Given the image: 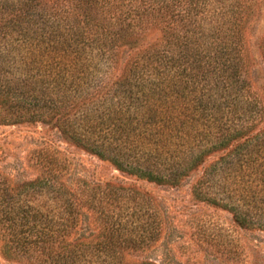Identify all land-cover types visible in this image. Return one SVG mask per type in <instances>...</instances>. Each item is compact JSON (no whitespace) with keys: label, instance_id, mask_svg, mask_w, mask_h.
<instances>
[{"label":"trees","instance_id":"trees-1","mask_svg":"<svg viewBox=\"0 0 264 264\" xmlns=\"http://www.w3.org/2000/svg\"><path fill=\"white\" fill-rule=\"evenodd\" d=\"M57 1L0 0V104L8 116L4 120L53 122L78 145L99 156H108L118 169L157 182L168 179L175 182L180 175L216 152L215 160L203 169L196 183L199 196H206L207 191L201 190L202 186L216 173H220L218 192L228 199L236 188L234 182L229 181L235 174L243 184L253 176L260 182L261 190L264 189V102L257 110L253 109V103L247 105L245 110L252 113L233 116L227 123V119L222 121L221 109L225 104L216 101L210 91L207 94L202 91L192 98V102L184 103L192 91L187 90L181 78L186 68L194 72L197 84L217 72L216 78L222 77L223 82L235 79L238 90L233 95L236 97L245 86L243 82L239 84L241 70L236 67L237 38L228 31L232 27L242 31L249 15L239 17L233 12L229 19L231 27L225 29L223 35L205 36L207 46L215 49L214 53H208L209 50L189 53L186 50L190 40L180 39L173 57L169 55L168 38L158 43H146L143 37L133 34L129 29L130 21H125L131 13L126 11L123 15L120 6L116 18L118 29L106 28L96 21L94 13L110 0H64L69 2L64 9L59 8L64 16L57 9ZM184 1L188 11L199 5L197 0ZM168 6L162 3L158 7L164 9L160 16L165 22L161 25L164 30L170 24L163 18L165 12L168 13ZM62 17L64 23L61 25ZM67 17L71 19L65 22ZM90 27L99 29L100 37L89 38ZM201 35H195V38ZM90 46L99 50L93 56L108 61L113 69L102 70L98 60L91 67L92 61L86 53V47ZM120 51H125L124 58ZM205 57L206 65L200 63ZM173 67L177 78L172 81L166 78ZM193 82L194 91L197 84L194 79ZM205 85L204 82L200 84V89ZM218 94L227 101V93ZM113 97L116 100L109 103ZM76 118L86 121L89 133H81L73 127ZM211 127L216 129L212 135V131L207 134L202 131ZM173 137H177L175 146L173 149L166 147L164 155L174 157L173 152L179 145L191 141L199 150L190 151L192 154L181 160H178L179 155L175 156L178 161L168 167L169 173L163 176L156 163L168 139ZM147 142L153 145L152 150L140 149L141 153L137 155L139 144L144 146L142 144ZM185 150L189 152L188 147ZM135 160L142 163L137 165ZM59 175L47 173L11 185L0 180V237L7 252L14 256L27 254L30 261L33 255L34 264H151L124 260L125 253L141 248L147 238L143 230L138 231L133 219L121 218V211H115L118 205L113 201L121 189L130 190L131 196L126 198L133 206L138 204L134 202V196L144 194H137L130 185L114 187L106 184L99 196L101 186L86 187V190L77 186L66 188L64 182L58 180ZM45 187L55 193L50 196L55 199L54 204L58 203V210L47 202L41 206H46L45 211L40 206L21 203L19 196L23 193H35ZM243 188V192L249 191L248 186ZM97 196L100 199L106 197L108 210L98 198L96 201ZM245 196L241 198L245 199ZM204 198L230 210L235 207L228 202H219L215 195ZM145 200L148 203V196ZM129 215L131 217L132 212ZM234 217L240 223H248L245 214L234 213ZM88 218L90 221H86ZM146 231L151 238L153 231Z\"/></svg>","mask_w":264,"mask_h":264},{"label":"rangeland","instance_id":"rangeland-1","mask_svg":"<svg viewBox=\"0 0 264 264\" xmlns=\"http://www.w3.org/2000/svg\"><path fill=\"white\" fill-rule=\"evenodd\" d=\"M197 1L199 4L197 8L188 11L184 0H110L108 5L97 9L98 12L94 13V17L96 21L101 22V25L115 30L119 27V21L116 19L119 16V6L124 11L123 15L126 14V11H130L131 15L125 21H130L129 29L133 31L132 33L143 37L146 43H158L162 42L165 37L168 38L170 41L169 55L174 57L180 39L190 40V42L186 41L189 43L186 50L189 53H204L208 50V53H214L215 49L207 46L205 36H210L212 33H215L216 36L223 35L225 29L231 27L229 19H232L233 12L235 16L239 17L249 15L248 22L242 31H237V27H232L231 31L227 30L228 33H233L234 39L237 38L235 40L237 47L234 49L238 55L236 56L238 61L236 67L241 70L239 84L243 82L245 86L237 93L236 97L233 95L238 90V83L235 79L232 81V79L225 78L227 80L223 82L222 77L216 78L218 73L214 72L197 84V77L194 76V72L188 71V68L181 75L187 90L192 91L188 92V98L184 100V103L192 102V98L200 95L202 91L206 94L210 91L216 101L225 104V106L222 104L223 108L221 109L224 115L222 121L227 119V123H229V119L233 116L243 115V113L246 116L252 113L245 110L247 105L250 106L253 103V109L257 110L264 102V0ZM162 3L169 5L168 13L165 12L166 16L163 15L165 21L170 23L167 30L161 27L165 23L160 19L164 9H158ZM65 4L69 5V2L58 0L56 4L62 16L65 13L59 8L64 9ZM68 19L71 18L67 17L65 22H68ZM62 21L63 17L60 19L61 25L64 23ZM60 28L64 30L62 26ZM99 33V29L93 27L87 35L89 38H96L100 37ZM201 33L199 38H195V35ZM98 51L95 46L86 47L87 57L89 61H92L90 66L92 67L98 60L102 70L113 69L112 66H109L108 61L105 62L99 57L93 56ZM121 55L124 58L125 51H120ZM206 58H203L200 63L206 65L204 62ZM192 75L193 77H191ZM161 76L153 75V77ZM173 78H177L174 67L170 69L166 79L173 81ZM193 79L197 84L194 91ZM167 81L165 80V82ZM203 82L206 85L200 89V84ZM209 87L212 89L208 90ZM220 92L227 93V101L219 96ZM115 100L116 97H113L109 103H113ZM168 111L171 112L169 109ZM175 113L177 112L175 111ZM77 114L80 116V113ZM6 115V110L0 104V180H3L4 183L18 184L47 173H60L58 180L64 182L66 188L77 186L81 190H86V187L94 188L98 185L101 186L98 192L100 196L103 193L102 188L106 184L114 187L130 185L136 189L137 194H144L134 196V202L138 203L134 206L126 198L130 195L129 189H121L116 192L119 196L113 200L118 205L115 211H121L119 212L121 218L123 220L133 219L138 225V231L143 230L145 238H147L141 248L125 253V261L134 263L148 261L151 264H264V199H262L264 189L261 190L260 182L252 176L246 184H243L239 181L240 177L235 174L236 176L234 175L229 180L234 182V186L232 184L228 186L229 189L232 186L236 188L231 191V199H228L224 193L218 192L220 173H216L208 184L205 183L202 186L201 190L207 191L206 196H199L198 189L196 191L195 187L203 174V169L210 166L215 160L216 152L209 154L202 163L192 170L180 175L175 182L170 179L157 182L147 179L146 176L129 174L127 171L118 169L108 156H99L85 146L78 145L64 135L53 122L47 123L36 119L8 121L4 120L5 117H8ZM77 118L73 127L81 133H89V129L85 126L86 121ZM166 131L165 129V134ZM202 131L206 134L212 131V135L216 129L211 127L202 129ZM179 134H182V131H179ZM176 139L177 137L168 139L161 158L156 163L159 164L161 170L158 171L163 176L169 173V168L175 161L187 158L188 154H192L190 151L199 150V147L192 146L194 143L191 141L192 144L179 145L173 152V155L180 156L178 160L175 156L164 155L166 147L173 149ZM142 145L144 146L139 144L137 147V155H140L142 149L152 150L153 148L151 142ZM185 147H188L189 152L185 150ZM105 148L108 149L106 146ZM140 162L142 163V161L135 160L137 165ZM147 167L152 168L151 166ZM245 186H248L249 191H242ZM54 194L45 187L35 193H23L19 199L24 206L31 203L41 207L47 202L58 210V203L54 204L53 200L55 199L50 196ZM213 195L219 202L235 205L234 209L230 210L213 204L204 198ZM244 195L246 198H241ZM99 196L96 197V201ZM145 196H148V203ZM98 199L106 205L104 209L108 210L109 206L105 203L108 201L106 197ZM41 208L43 211L46 210V206ZM131 212L132 216L130 217ZM234 213L245 214L248 223L238 222ZM86 221H90V218ZM90 229L96 231L95 228ZM150 229L153 231V235L151 234L152 237L148 238L146 230ZM85 233L87 234V232ZM3 245V240L0 237V264L36 263V259H32L35 258L33 255L31 261L28 260L27 254L14 256L7 252Z\"/></svg>","mask_w":264,"mask_h":264}]
</instances>
